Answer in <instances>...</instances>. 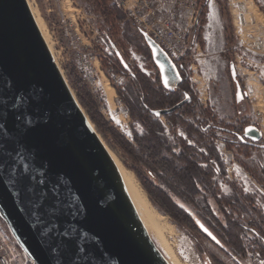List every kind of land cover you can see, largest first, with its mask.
I'll return each mask as SVG.
<instances>
[{"label":"water","instance_id":"water-1","mask_svg":"<svg viewBox=\"0 0 264 264\" xmlns=\"http://www.w3.org/2000/svg\"><path fill=\"white\" fill-rule=\"evenodd\" d=\"M197 16L198 11L194 28ZM143 40L161 84L176 88L181 82L176 64L145 32ZM229 74L240 96L231 62ZM17 95L24 96L30 107L12 109ZM0 99L6 101L0 123L15 126L17 147L30 165L26 187L39 192L56 185L58 191V212L46 211L56 199L51 192L37 207V200L6 183L13 160L0 156L4 165L0 219L32 264H168L142 226L108 151L54 62L26 0H0ZM188 101L185 94L174 106L150 112L154 117L167 115ZM236 138L254 145L262 135L254 124H246ZM21 171L17 165V174ZM65 232L67 236L61 235Z\"/></svg>","mask_w":264,"mask_h":264},{"label":"rangeland","instance_id":"rangeland-1","mask_svg":"<svg viewBox=\"0 0 264 264\" xmlns=\"http://www.w3.org/2000/svg\"><path fill=\"white\" fill-rule=\"evenodd\" d=\"M117 1L112 0L118 13L115 21L117 34L113 36L117 46L116 51L123 56L128 67H135L144 75L154 78L158 73L151 61L148 49L144 46L143 38L141 39L136 33L132 25L133 22L126 18L124 11L118 7ZM201 1L197 0L194 16H196L197 7ZM208 1L213 5L211 10L216 22H214V26H207L206 29L204 23L208 12H210ZM26 2L34 18L37 17L40 20L47 38L48 49L75 100L76 95L80 93L86 99L95 118L102 119L126 145H130L132 149L136 148L135 135H144L146 129L139 121L138 97L140 92L137 83L129 74H115L110 71L107 62L102 64L100 56L103 54L109 57L114 56L105 36V30L108 27L103 23L102 17L93 10L86 0H26ZM206 4L204 16H197L196 27H193L196 31L194 30V34L192 33L188 39L187 36L185 37L183 70L188 88L203 107H209L214 118L208 121V125L212 127H217L220 123L237 126L245 118L240 117L242 110L251 111V118H248L252 122H256V118L261 121L264 118V0H224V11L220 9L215 0H207ZM245 6H249L251 9L247 10ZM140 29L147 33L142 27ZM76 51L92 56L93 73L98 79L97 86L93 89L81 81L73 57ZM93 55H96L95 60ZM230 62L235 69L240 96L237 95L235 83L229 74ZM175 64L179 70L178 63ZM95 68L99 72H95ZM68 70L70 73L72 71L76 80L67 74ZM115 79H117L116 82H114ZM77 80L79 84H75ZM115 86L119 89V93L113 88ZM255 86L257 89L253 88ZM105 88L112 90L110 100H107L103 94ZM76 102L78 103L77 100ZM78 105L89 120L85 109L79 103ZM251 109L256 114H253ZM154 118L156 120L151 119L150 126L155 128L156 136L165 138L171 145L175 144L176 137L185 136L179 128L173 132L163 117ZM247 123L249 121L245 118L243 126ZM91 126L93 127L92 124ZM261 126L264 127V124ZM212 133L213 136L210 140L218 155L216 161L218 175L214 177V180L221 192L225 195H233L232 187L240 188L248 193L256 192L258 204L264 210L263 188L257 183L258 186L253 184L252 178V181L247 177L242 179L234 170L238 169L235 159L237 150L235 147L227 149L224 145V141L231 140L232 137L228 133L216 129H212ZM99 138L122 168L132 175L153 213H156L155 215L161 220L163 219L168 230L166 239L181 264H205L208 263L209 257H213L223 264H235L202 236L199 237V241L205 250L206 258L199 256L190 237V234L195 233H188L175 225L169 217L160 213L148 200L147 192L158 198L168 211L177 212V208L173 204L177 200L173 201L172 197L167 195L170 191L173 192L172 185L167 183L165 185L167 193L163 192L155 185L150 174L151 181L148 180L147 172L142 170L136 162L125 156L117 146H114L117 152H112L107 141L103 140L101 136ZM110 139L108 137V141H111ZM188 142L193 143L191 140ZM254 153L251 150V158L256 160L257 157ZM143 165L145 166V164ZM152 173L156 181L164 178L161 172L154 169H152ZM162 181L161 183L165 184V181ZM242 263L253 264L249 255L242 259Z\"/></svg>","mask_w":264,"mask_h":264},{"label":"trees","instance_id":"trees-1","mask_svg":"<svg viewBox=\"0 0 264 264\" xmlns=\"http://www.w3.org/2000/svg\"><path fill=\"white\" fill-rule=\"evenodd\" d=\"M215 1L224 11V0ZM86 2L102 17L103 23L108 27L105 30V36L114 56L109 57L103 54L104 56H100V60L102 64L108 63L111 72L121 75L129 74L135 80L140 92L138 97L139 121L146 128L144 135H135L137 145L132 149L109 129L102 119L92 115V109L86 99L78 93L76 100L85 109L96 133L107 141L112 152H117L114 149V146H117L125 156L146 171L149 181H151L150 174L155 185L163 192L167 193L165 190L167 183L172 185L173 192L167 189L170 191L167 195L171 196L173 201L177 200L173 203L177 212L168 211L162 202L149 192H147L148 200L160 213L169 217L175 225L188 233H195L190 234V237L199 256L206 258L205 250L199 241V237L202 236L235 264H243L242 259L247 255L253 261L250 254L263 257L264 210L258 204V194L232 187L233 195H225L214 180V177L218 175L216 164L218 155L210 140L213 136L212 129L231 135V140L224 141L225 147L227 149L236 148L237 163L264 190V166L257 159L251 158V150L258 147L259 143L250 145L238 141L236 138V134H240L245 118L237 126L221 123L217 127L208 125V121L214 117L210 113L209 107H203L191 94L183 70L184 59L178 62L181 82L173 90L165 88L157 74L151 78V76L139 72L135 67H128L123 56L116 51L117 46L113 36L117 34L115 21L118 13L112 0H86ZM206 3L207 0H202L198 5V17L204 16ZM132 25L142 39L144 31L136 24L132 23ZM142 41L144 42L143 39ZM144 46L147 48L145 42ZM67 74L73 79L75 78L72 71L70 73L68 70ZM76 83L79 84V81L77 80ZM113 88L119 93L116 86ZM185 94H188L190 101L185 102L173 112L161 116L168 122L173 132L177 128L184 132L185 136L176 137L175 144L171 145L165 138L156 136L155 128H151V119L155 121L156 118L150 111L170 108L179 103ZM108 137L111 138V141H108ZM190 140L193 142L192 144L188 142ZM152 169L161 172L164 178L156 181ZM132 172L135 173L134 170ZM162 180L165 181V184L161 183ZM143 188L146 189L144 186ZM0 224L8 232L1 219ZM207 262L223 264L213 257H209Z\"/></svg>","mask_w":264,"mask_h":264},{"label":"built area","instance_id":"built-area-1","mask_svg":"<svg viewBox=\"0 0 264 264\" xmlns=\"http://www.w3.org/2000/svg\"><path fill=\"white\" fill-rule=\"evenodd\" d=\"M154 1L118 0L117 5L124 11L127 19L142 27L149 34L151 39L166 52L171 61L178 63L179 60L184 59L186 35L182 30L175 28L170 23L163 26L157 23ZM174 1L177 5L187 9H196L197 0ZM73 57L75 58V65L81 81L92 87V89L95 88L98 79L93 73L92 56L76 51ZM95 58L96 55H93L94 60ZM96 71H98L97 68H95ZM116 81L117 79L114 80V82ZM251 256L253 257V264H264V256L256 257L252 254ZM0 264H32V261L25 253L17 248L13 239L2 231L0 232Z\"/></svg>","mask_w":264,"mask_h":264},{"label":"snow or ice","instance_id":"snow-or-ice-1","mask_svg":"<svg viewBox=\"0 0 264 264\" xmlns=\"http://www.w3.org/2000/svg\"><path fill=\"white\" fill-rule=\"evenodd\" d=\"M6 104L5 100L0 99V118H2V113L4 110V106ZM21 105L25 107H30L29 101L22 95H17L13 97V103L11 104L12 109L19 108ZM15 119H19V115L14 114ZM15 126H13L14 128ZM13 128H10L7 123H0V156L8 155L12 157L13 164L8 169L10 178L6 181L10 186L15 187L18 191L26 192L32 198L38 201L37 207L43 205V202L48 197V193L51 192L54 199L53 204L50 208L46 209V211L55 214L59 211V200H58V191L57 186L53 185L50 189L41 188L39 192L33 187H26V182L30 179L29 170L30 165L27 162V158L22 155L19 147H17L19 141L16 135L13 133ZM20 166L22 169L21 173L18 175L16 172V167ZM4 165L0 164V175L3 174ZM41 185L44 184V181L39 182ZM52 227H56L55 223H53ZM206 231V230H205ZM61 235L67 236L68 233H62ZM80 252L84 254V259L87 261V253L86 250L81 248Z\"/></svg>","mask_w":264,"mask_h":264},{"label":"bare ground","instance_id":"bare-ground-1","mask_svg":"<svg viewBox=\"0 0 264 264\" xmlns=\"http://www.w3.org/2000/svg\"><path fill=\"white\" fill-rule=\"evenodd\" d=\"M34 20L42 37L44 38L45 42H47V38L46 35L44 34V29L42 24L40 23V20L37 17L34 18ZM103 94L107 100H110V98L112 97V90L109 89L107 90L105 88ZM108 154L110 155V158L112 159L116 167V170L118 171V174L123 183L125 193L131 205L133 206L142 226L144 227L146 232L150 235V237L154 240V242L156 243L157 247L159 248L160 252L162 253L164 259L168 264H181L177 259V257L175 256L173 248L171 247V245L168 244V241L166 239L168 230L166 229L164 222L162 221L163 219L161 220L160 217L158 218L155 215L156 213L155 214L153 213L148 202L146 201V199L138 189L137 185L135 184L132 175L124 168H122V166L114 159V157L109 152ZM2 232H5L7 233L8 236H10V234L4 229Z\"/></svg>","mask_w":264,"mask_h":264},{"label":"crops","instance_id":"crops-1","mask_svg":"<svg viewBox=\"0 0 264 264\" xmlns=\"http://www.w3.org/2000/svg\"><path fill=\"white\" fill-rule=\"evenodd\" d=\"M154 6L156 8V20L157 23L161 26L170 23L173 25L175 28L180 29L184 32V34L187 36V39L191 36V34H194V29H193V21H194V12L195 10L187 9L186 7L179 6L175 3L174 0H155L154 1ZM208 6L210 12H208L206 21L204 23V27L206 28L207 26H214V22H216V18L214 17L212 13V3L208 1ZM245 8L248 10L251 7L245 6ZM214 20V21H212ZM213 23V24H212ZM216 25V24H215ZM219 26V24H218ZM207 29V28H206ZM221 31V30H220ZM222 34V32H221ZM254 84V83H253ZM254 89H257L256 86L253 87ZM252 110V113L256 114V112ZM242 116L240 117H245L248 119L249 123H254L256 127L259 129L262 139L259 143V146L254 148L253 152H255V156L257 157L256 159L264 166V127L261 125L264 124V118L263 120H259V118H254L256 122H252L250 120V112L249 110H242ZM250 117V118H248ZM247 123V124H249ZM256 123V124H255ZM238 169H234L235 171L238 172L239 176L244 179V178H249L251 181V177L241 168L239 164H237ZM239 180V179H238ZM253 184H256L254 181L252 182ZM257 185V184H256ZM258 186V185H257ZM3 231V228L1 227L0 224V232Z\"/></svg>","mask_w":264,"mask_h":264},{"label":"flooded vegetation","instance_id":"flooded-vegetation-1","mask_svg":"<svg viewBox=\"0 0 264 264\" xmlns=\"http://www.w3.org/2000/svg\"><path fill=\"white\" fill-rule=\"evenodd\" d=\"M171 90H173V89H171ZM231 136V135H230Z\"/></svg>","mask_w":264,"mask_h":264}]
</instances>
